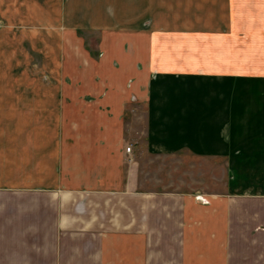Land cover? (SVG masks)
I'll return each mask as SVG.
<instances>
[{"label": "crops", "instance_id": "obj_1", "mask_svg": "<svg viewBox=\"0 0 264 264\" xmlns=\"http://www.w3.org/2000/svg\"><path fill=\"white\" fill-rule=\"evenodd\" d=\"M237 2L0 0V264H264Z\"/></svg>", "mask_w": 264, "mask_h": 264}, {"label": "rangeland", "instance_id": "obj_2", "mask_svg": "<svg viewBox=\"0 0 264 264\" xmlns=\"http://www.w3.org/2000/svg\"><path fill=\"white\" fill-rule=\"evenodd\" d=\"M239 6V11L241 10L244 14L249 13V15H241L239 16L238 24L239 27L244 30H241L239 28V31L235 33L234 39L237 41V48L233 49L231 48V52H234L238 56V63L237 68H250L254 69L255 71L264 72V0H238L237 2ZM53 39H59L57 33H52ZM209 37V38H208ZM208 39L214 40V37L208 36ZM103 38V37H102ZM78 39L86 40V41H92V43H95L96 41L101 39V33L97 32H88L79 30L78 31ZM224 51H227L222 48ZM204 50H208V47H205ZM210 50V47H209ZM230 51V50H229ZM243 61L250 60L253 62L245 65L243 64ZM234 66V65H233ZM246 70V69H245ZM249 70V69H248ZM2 74V73H0ZM6 81L8 83H6ZM21 80L20 79H14V80H5L0 79V87L6 86H21ZM142 111V115H143ZM144 120V115H143ZM133 125L136 127L135 130H144V122H132ZM142 134V138H143ZM132 146V145H131ZM128 147V146H127ZM126 147V149H127ZM127 151V150H126Z\"/></svg>", "mask_w": 264, "mask_h": 264}, {"label": "built area", "instance_id": "obj_3", "mask_svg": "<svg viewBox=\"0 0 264 264\" xmlns=\"http://www.w3.org/2000/svg\"><path fill=\"white\" fill-rule=\"evenodd\" d=\"M127 152H129V153H131V151H132V146L131 145H129L128 147H127Z\"/></svg>", "mask_w": 264, "mask_h": 264}]
</instances>
